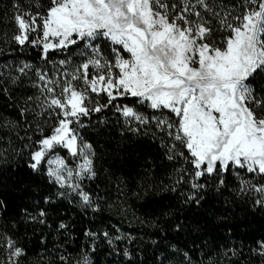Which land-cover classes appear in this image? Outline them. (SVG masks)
Returning <instances> with one entry per match:
<instances>
[{
    "label": "trees",
    "instance_id": "obj_1",
    "mask_svg": "<svg viewBox=\"0 0 264 264\" xmlns=\"http://www.w3.org/2000/svg\"><path fill=\"white\" fill-rule=\"evenodd\" d=\"M209 2L220 6L215 10L221 15L230 12V22L247 7L246 0ZM14 5L45 15L51 0H0V84L14 94L12 100L0 97V264H11L7 241L23 250L20 257H12L16 264H264L260 248L264 209L253 204L259 193L241 191L246 184L253 185L247 182L251 179L264 183V176L233 168L219 177L215 173L202 177L199 184L205 185L210 202L200 208L162 198L137 201L134 193L149 174L168 172L181 152L183 162L191 159L180 141L173 142L179 118L170 111H156L147 102L125 96L80 118L79 135L94 152L96 176L84 185L91 194L90 204L58 195L65 191L50 182L45 165L39 172L28 167L27 153L34 150L26 147L29 138L35 144L50 135L58 118L37 115L40 109L34 103L23 119L18 109L27 96H39L32 87L38 82L35 74L72 58L80 45L49 51L47 59L39 46L18 45L12 38L18 34ZM211 23L209 42L225 48L231 33L216 18ZM21 64L31 69L13 84ZM256 85L259 91L264 76H258ZM124 106L134 108L147 122L125 117ZM160 120L172 122L173 137L169 129L158 126Z\"/></svg>",
    "mask_w": 264,
    "mask_h": 264
},
{
    "label": "snow or ice",
    "instance_id": "obj_2",
    "mask_svg": "<svg viewBox=\"0 0 264 264\" xmlns=\"http://www.w3.org/2000/svg\"><path fill=\"white\" fill-rule=\"evenodd\" d=\"M246 3L242 14L232 17V22L228 19L230 12L221 15L215 10L220 6L214 8L209 0H182L171 5L166 0H51L45 15L14 5L18 34L12 38L18 45L42 44L43 59L48 58L49 51L81 43L84 48V60L76 64L61 60L60 65L67 67L56 76L38 71V82L32 87L39 96H27L18 109L22 119L33 103L39 106L37 115L59 110L55 114L60 118L50 135L35 144L29 138L26 147L34 150L27 153L28 167L39 172L45 165L50 182L71 190L84 204L91 203L84 185L96 176L94 152L72 127L80 124L81 117L107 107L89 109L86 101L91 92L105 93L108 103L118 97H134L140 103L148 102L152 109H168L179 117L173 138L187 149L196 180L213 173L219 177L233 168L264 176V85L259 91L256 85L258 76H264V0ZM213 18L231 33L223 49L209 42ZM37 30L42 38L29 41V34ZM101 40L114 46L112 59H105L100 51ZM30 69L31 65L21 64L11 82L17 84ZM74 81H81L83 87L78 90ZM0 97L12 100L14 94L0 84ZM121 110L125 117L147 122L132 107ZM158 126L173 129L166 120L158 121ZM168 134L172 136L173 132ZM61 148L79 159L74 168L57 155ZM219 183L224 184V180L220 178ZM192 187L203 189L205 185L193 183ZM241 191L260 193L253 204L264 209V183L246 184ZM197 196L199 193L184 202L198 206ZM6 247L12 249L11 264H16L12 257H20L23 250L14 241H7ZM260 248L264 249V242Z\"/></svg>",
    "mask_w": 264,
    "mask_h": 264
},
{
    "label": "rangeland",
    "instance_id": "obj_3",
    "mask_svg": "<svg viewBox=\"0 0 264 264\" xmlns=\"http://www.w3.org/2000/svg\"><path fill=\"white\" fill-rule=\"evenodd\" d=\"M41 38H42V34L41 35L39 34V30H37V32H33V33L29 34V41H32V40H38L39 41ZM31 45L37 46V47L39 46L42 48V44H40V43H38L36 45H33V44H31ZM99 47H100V51L103 53L105 59H112L113 58L112 48L114 46L111 44L110 41H107V40L99 41ZM83 51H84V48H83V43H82L80 45V47L77 49L74 56L72 58H70L72 63L76 64V63H80L84 60V57L81 55V53ZM125 58H130L129 54H127L125 56ZM65 60H68V59H65ZM59 62L51 64L47 68L46 72L49 74V76H56L58 72L64 70V67H67V66L62 67ZM89 72L91 74L93 72V69L90 68ZM74 85L77 87L78 90L83 87L81 81H74ZM88 95H89V100L86 101V105H87V107H89V109H91L92 107H95L97 105L102 106V105H104L105 102H107L109 100V98L107 97V95L105 93H100L99 95H97L96 93L89 92ZM118 98H121V97H118ZM154 110H156V111H161V110L170 111V110L164 109V108L154 109ZM58 111L59 110H54L53 113L51 114V116H54L55 118L59 119L60 117L55 114ZM168 123H172V122H168ZM72 127L77 130V124H73ZM172 137H173V135H172ZM173 142L177 143L179 141H176L174 139ZM57 155H59L60 157H63L66 161H69V167L74 168L76 166V164L79 163V159L72 157L68 153L67 149H62V148L57 149ZM179 158H181V159H179V161L174 160L175 163H171L172 167L168 172H162V174L161 173H157V174L152 173V174H149L146 179H144V181L141 183L139 188L134 193V196L136 197L137 201L146 202V201H153V200H158V199L162 198V202H165L166 200H175V201L184 202L187 197H190V196L195 195L196 193H199V196H197V199H200V204L198 206L195 204V202H190V204L194 205L196 208H200V207L207 205L210 202V196L204 188L199 189V188H193L192 187V184L193 183H199V180L202 177L199 178V180H196V178L193 175L194 169H193L191 163L189 162L190 160L183 162L182 161L183 156H180ZM256 176H260V175H256ZM50 180H51V178H50ZM255 181L258 182V181H260V179H258V180L251 179L247 182L254 184ZM63 190L65 192H67L69 196L76 197L71 192V190H68V189H63ZM259 194H258V197L260 196ZM76 198H78V197H76ZM79 200H81V199H79ZM263 251H264V249H263Z\"/></svg>",
    "mask_w": 264,
    "mask_h": 264
}]
</instances>
